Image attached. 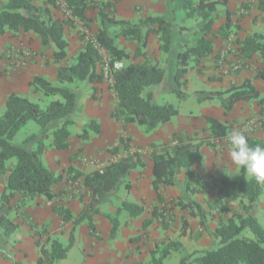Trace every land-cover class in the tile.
<instances>
[{
  "label": "trees",
  "instance_id": "16d2710c",
  "mask_svg": "<svg viewBox=\"0 0 264 264\" xmlns=\"http://www.w3.org/2000/svg\"><path fill=\"white\" fill-rule=\"evenodd\" d=\"M44 1L47 5L45 7L36 6L32 0L1 2L0 36L7 31L33 33L42 51H50L53 62L60 64L67 57V26H72L77 19L86 30H90L91 18L87 17V13L97 10L100 28L90 40H85V36L80 34L81 50L74 62L58 67L56 83L41 76H34L28 82L31 95L40 94L44 99H55L41 106L38 102L15 93L6 97L4 111L0 115V177L5 178V186L0 194V209L6 210L5 213L0 212V227L5 235H10L17 228L7 216L13 207L10 205L11 200L18 198L17 206H23L39 196L51 201L64 193V190H53L63 180V175L52 173L43 165L40 156L51 148L59 151L69 149V128L79 120L75 118L79 97L85 96L89 85L111 81V89L116 98V107L111 112V117L120 121L123 127L137 124L144 127L147 133L155 131L160 125L168 123L178 111L169 104H157L153 89L159 87L169 74L179 83L190 66H198L210 56L213 51L211 37L225 39L233 32L230 29L231 13L228 9L224 12V24L216 31L212 28L218 17V6H226L229 0H165L166 12L163 16L149 15L136 22L116 18V4L121 0H61L65 4L64 19L52 16L51 7H57V0ZM256 6L261 16L255 17L252 24L258 30L243 39H237L235 43L243 59L259 56L264 64V0H256ZM178 12H182L184 20H194L196 24L190 27L181 25L176 32L174 28ZM112 27H119V30L111 32L109 29ZM182 33L185 36H181ZM151 34L158 37L159 52L167 57L162 66L145 58L147 38ZM119 38L136 44L132 57L117 45ZM101 50L107 55L106 61ZM138 57H142V61H132ZM124 60L127 64L120 69L114 68L116 62ZM2 75L3 71L0 69V77ZM255 78L264 81V70L257 72ZM92 91L94 93L95 90ZM216 96L222 98L221 105L225 116L239 101H256L261 106L258 123L264 129L263 99L251 80L230 84L225 90L210 92L201 97V100ZM206 120L212 141L225 140L228 132L238 127L213 117H207ZM29 121L39 126V133L28 136L21 145L13 144L16 134ZM86 126L99 133V125L94 120L86 121ZM247 136L249 144L264 146V139L249 134ZM50 138L51 141H48ZM79 138L82 141L89 139L87 131L82 130ZM32 143L34 149L30 150L28 145ZM119 144L128 152L127 141L122 137L119 138ZM203 145L205 142L196 141L183 134H173L170 141L161 145L151 144V188L159 203L163 202L160 188L177 187V177L181 173L185 175V183L181 185L183 191H194L190 181L194 177L193 168L202 161L200 148ZM210 145L214 146V142ZM119 150L120 147L115 146L111 153L115 154ZM145 165L144 156L134 151L128 152L125 157L109 163L101 170L86 174L68 168L67 181L72 183L81 178L88 199L77 214L64 205L52 207V211L62 222L70 225L66 245L57 238H51L45 228L37 231L31 222V229L37 237L35 244L39 247V257L35 264H57L66 259L74 244L75 231L85 221L89 236L99 241L101 237L93 217L100 213L101 205L115 193L119 183L128 178L131 171L144 168ZM240 172L246 174L242 168ZM216 185L217 198L213 203L221 207L222 214L218 225L212 231L208 228L203 208L197 202L178 200L176 203L181 211L198 218L200 228L211 236L213 245L207 249L188 252L184 251L180 240L155 242L149 250V262L145 264H163L173 252L180 251H184V255L178 264H264V228L255 216L264 192V184L256 182L251 176L246 181H235L223 174ZM125 188L130 189L129 182L125 183ZM228 203L234 206H229ZM121 208L131 218L140 216L144 211L142 206L127 201L121 203ZM106 218L111 226V236H114L119 227L118 219L110 215H106ZM153 219L164 220V214L156 206L151 210V218L142 223L143 231L150 226ZM187 227L188 222L183 217L182 235ZM146 236V233L138 234L130 238L129 242L136 245Z\"/></svg>",
  "mask_w": 264,
  "mask_h": 264
},
{
  "label": "rangeland",
  "instance_id": "374dc122",
  "mask_svg": "<svg viewBox=\"0 0 264 264\" xmlns=\"http://www.w3.org/2000/svg\"><path fill=\"white\" fill-rule=\"evenodd\" d=\"M60 2L61 0H57V7L54 9H56L57 15H59L60 17L62 15L64 19L66 13H64L65 10L59 4ZM142 3V0H124V3L120 6L122 8H125V6L129 7L130 5L135 4L133 8L135 11H137L138 5H142ZM219 8L223 7L219 6ZM89 12L91 13L92 18L90 23V30H86L82 22L77 19L74 20L72 26H67L65 28V39L71 41V46H68L69 48H67V52H71L73 56H76L77 53L81 50V48H77L78 42H80V34H83L85 36V40H90L93 39L96 31L100 28V23L97 17L98 11L90 10ZM115 16H117L116 13ZM194 24H196L194 20H184L182 12H178L175 18L174 29L176 32H178L181 25L190 27ZM109 30L111 32H114L116 30H119V27H112ZM181 36L185 35L182 33ZM73 41H76V44L73 43ZM118 41L120 45H125L127 46V48H129L131 44L134 43L132 41L129 42L123 38H119ZM233 42L234 40L231 41V43ZM80 44L82 43L80 42ZM45 53H42V56H44L45 60H47L46 56L48 54L51 55V53L50 51H48V54ZM102 55L104 56L105 60H107V55L104 51H102ZM2 56L3 55L0 52V58H2ZM145 58L151 61H156L162 66L167 57L166 55L158 51L151 53L146 52ZM134 60L142 61V58L138 57ZM66 62H69L68 64H70L71 60L68 59V61ZM230 64L232 63L226 62L227 66ZM21 69H15L13 63H8L7 67H5L4 70L1 69L3 71V75L0 77V81L3 80V76H5L6 78L16 77L20 73L19 70ZM169 76L166 75L164 82L159 87L153 89L154 100L159 105H171L178 111V114L173 116L168 123L160 125L158 127L160 129L157 128L158 130L156 129L155 131L148 133L145 131L144 127L137 124H133L131 127H128V124L123 127L120 121H117L115 118L111 117V113L108 115L106 114L105 103L101 102V99H99L102 98L103 95H100L97 99L96 92L93 93L90 88H86L85 96L80 95L79 97V105L75 112V118H79V120L76 124H73L69 128L70 135H72V139L70 140L72 144L71 148H69L66 152L68 154H70L71 152H75L71 153V155L69 156V161H77L80 164V167L84 168L83 174H86L87 171L92 172L94 170L103 169L109 163L125 157L128 152L134 151L140 152L144 156L145 163L147 164V162L150 161V153L153 150V148L151 147V144L153 143H149L147 141L151 140L155 142L154 144L161 145L164 142H158L160 138L164 135H168L170 132L178 135L183 134L186 136H190L196 141L201 140L205 142V145L200 148L202 161L199 165L193 168L194 177L190 181V186L194 191L184 192L182 190L181 185L185 183V175L181 173L177 177L179 182V185L177 187L160 188V194L163 197V202L159 203L155 199L153 205H150L146 208L148 209L147 214H150L152 208L155 206L158 207V209L161 210V212L164 214L163 221L155 219V231L158 230L157 232H159V234H166L163 236L160 235L161 237H159L157 242L165 243L166 241L170 240H180L182 242L184 251L186 250L189 252L193 245L192 242H197L204 231H202V228H200L199 226L198 218L190 217L185 211H181L179 207L176 206L177 201L193 200L197 202L205 212L208 228L214 230L218 225L219 217L222 214V211L220 210L221 207L213 203L217 198L216 184L219 181L221 175L226 174L235 181H246L250 178V175L241 174L240 167L235 165L231 161V158L228 154L229 146L226 140H218L217 144L214 141L209 140L210 138L208 136H210L211 134L206 118L213 117L219 121H224V109L221 105L222 98L216 96L214 98H206L201 100V97L207 95L212 91L213 88L211 85L197 84L193 87H187L183 83V79H181L179 83H176L172 78V75L170 77ZM96 88L97 89L94 90H98V87ZM101 89H105V96L107 100L114 99V92L111 89V81L101 83ZM9 92L10 90L8 88L2 90L0 87V115L4 111V98L9 95ZM13 92L17 95L28 97L30 100L38 102L41 106H44L47 102L55 99L54 97L44 99L40 94L31 95L29 92L23 89H19ZM86 101L95 103V113L93 112V117H88V115L86 116L80 113V107ZM253 102L254 101L248 103L253 104ZM114 109L115 108H113V110ZM98 112L99 116H96ZM88 120H94V122L99 125V133H95V131L91 127L86 126V121ZM258 120L259 118H250L246 120V122L238 125V127L235 128L243 129L245 126H247V134L254 135L255 137H263L264 139V129L260 127ZM119 128H121L120 132ZM117 129L120 135L119 138L122 137L125 141H127L128 152L123 149V147H121V145L118 143L116 146H119L120 150L115 154L111 153L112 148H114L115 146L110 145L116 139L118 132L115 134V131ZM82 130L87 131L89 139L82 141L79 138V134L82 133ZM102 130L104 132L101 133ZM39 131V126L35 122L29 121L16 134L12 143L15 145H21L28 136L32 134L36 135L39 133ZM75 134L78 135L75 136ZM48 141H51V138ZM212 142H214V146L210 145ZM85 146H90V151H88L89 153H87V149L84 148ZM28 149L33 150L34 144H29ZM101 149L107 150L104 152L101 151ZM66 152L61 151V156H66ZM106 153L108 155L104 156ZM134 171L141 172V179L147 177V165H145L144 168H138ZM2 180L3 177H0V187L3 190L5 182L4 184H1ZM133 181L134 180L132 179V182ZM127 182H131L130 177L124 179L119 183V186L115 193L110 195L104 201V203L100 207L101 212L93 219V222L100 228V230L98 229V231L101 239L99 241H95L92 237L89 236V234L87 235V222L85 221L81 223L75 231L76 233L74 234V244L68 251L67 258L59 261L57 264H125V260L127 258V255L125 256V254L129 253V239L137 236V230L131 229L127 226L129 221L131 226L133 225V222L132 220H130L131 217L128 216V213L121 208V203L123 201L133 203L134 201L136 202V199L139 198L138 196H136L135 191H130L125 188V183ZM67 183V188L65 190L66 197L71 199V201L75 199V202H71V207L77 214L82 208L83 203L87 201L88 196L85 192L81 178L74 182L72 181V183H69L67 181ZM228 204L229 206H234V204L232 203ZM5 211V209H0L1 213H5ZM106 215H110L118 219L119 227L114 236H111V226L106 218ZM255 216L257 217L259 224L264 228V192L260 197ZM183 217H186L188 227L184 229L185 233L182 235ZM143 222L144 221H141V223ZM0 235L1 238L6 237L2 227H0ZM33 238L37 240V237L34 234ZM207 238L210 241V246L213 245L214 242L209 234L207 235ZM92 239L97 243L96 245L91 244L90 241ZM61 242L66 245L67 237L62 238ZM144 245L146 246L147 243H144ZM0 246H3L7 255H13V251L6 250L5 245L0 244ZM133 248L135 247H132V249ZM34 251L38 253L36 244L34 245ZM34 251L33 248L32 252H24V250H22V253H25V257L28 259H26L24 263L20 262L19 264H35L36 260L34 258ZM184 251L173 252L172 255L163 262V264H178L182 255H184ZM7 255L5 256L7 257ZM1 256L2 254L0 252V258Z\"/></svg>",
  "mask_w": 264,
  "mask_h": 264
},
{
  "label": "crops",
  "instance_id": "0c3cea01",
  "mask_svg": "<svg viewBox=\"0 0 264 264\" xmlns=\"http://www.w3.org/2000/svg\"><path fill=\"white\" fill-rule=\"evenodd\" d=\"M4 1L5 0H0V3ZM32 1L38 7L47 6L44 0H32ZM142 2H143L142 5H138V10L135 11L133 8L135 4L130 5L129 7L125 6V8L124 7L122 8L120 5L124 3V0H121L119 3L116 4V15H117L116 18L133 22V21H138L139 19H143L144 17L149 16V15L163 16L166 12V1L165 0H142ZM222 7L223 8H219L218 6V10H217L218 17L215 23L213 24L212 28L214 31H216L222 24H224L225 22L224 12H225V9H228V11L231 13V28L230 29L233 30V32L225 39H222L217 36L211 37L212 43H213L212 53L210 54L208 58L204 59L200 63V65L195 66V67L190 66L188 68L187 73L183 77V83L187 87L188 86L193 87L197 84L198 85L208 84V85H211L213 88L211 92H215V91L225 90L226 88L229 87L230 84H240L244 80L249 79L251 80L253 86L260 93V97L263 99V104H264V81L260 78H255V74H257V72H259L260 70H264V64L261 62V59L259 56H254L247 60L243 59L239 55V52L237 49L238 46L235 43L237 39H243L244 37L250 35L252 32L258 30V28L252 24V20L255 17L261 16V13L258 11L257 6H256V0L252 3L250 2V0H229L226 6H222ZM51 13L53 17L63 19V16L61 15L60 17L59 15H57L56 9L52 7H51ZM87 17L91 18L90 12L87 13ZM234 25H236V27H234ZM118 40H117V45L123 48L132 57L136 44L133 43L131 44V46L129 45L130 46L129 48H127V46L125 45L124 46L120 45ZM233 40L234 42L231 43V41ZM68 43L70 47L71 41H68ZM73 43L76 44V41H73ZM77 48H81L80 42H78ZM22 49L32 50L33 52L37 54V57L28 66L22 69L20 68L21 69L19 70L20 73L16 77L6 78L5 76H3V80L0 81V87L2 90H4L5 88H8L10 90L8 94L14 93L13 91H17L19 89H23L29 92L28 82L34 76H41L44 79L50 81L51 83H55L57 80L58 67L60 65L68 64L69 62H66L68 61V59L71 60V63L74 62V59L76 57V56H73L71 52L69 53L67 52V57L64 60L65 62L63 61L60 64H55L53 62L51 55L48 54V51H42L41 45L39 44L37 37L33 33H23L21 31L13 33L11 31H7L4 35L0 36V52L3 55L2 58H0V68L4 70V68L7 67L8 63L10 62L12 63L13 53L20 51ZM226 49H228V52L225 58L226 62L234 63L236 61H245L249 64V66L246 69H242L237 72H229L227 74H222L220 70L216 68L215 61L221 55V53L224 52ZM145 51L147 53L159 51V41L156 35L154 34L149 35V37L147 38V47ZM100 52L102 54V50ZM42 53L48 54L46 56L47 60H45L44 56H42ZM103 59H105L104 56H103ZM132 61H134L135 63L140 62L139 60H132ZM121 63L125 65L127 64V61L124 60ZM96 87H98V90H95L94 92H96L97 99L99 98L100 95H103V97L99 99H101V102L105 103V111H106V114L108 115L111 113L113 108L116 107L115 94L113 93L114 94L113 100L111 99L107 100L105 96V89H101V83L88 86L90 90L97 89ZM5 100H6V97L4 98L3 103H5ZM254 102L253 104H250L248 102H242V101L237 102L234 105L233 111H231L226 116L223 115L224 121H221V120L220 121L223 123H227L228 125L230 124L241 125L250 118H253V119L259 118V111L261 109V106H259L256 101ZM94 105L95 103L93 102L90 103V101H86L80 107V113L82 115L83 114L86 116L88 115V117H91V116L93 117V112L95 113ZM263 108H264V105H263ZM96 116H99V112L96 114ZM132 125L133 124H129L128 127H131ZM161 127H164V126H161ZM120 129L121 128H119V132H120ZM102 132L104 131L102 130L101 133ZM117 132H118V129L115 131V134ZM119 132L117 133L116 139L111 143L110 146H116L119 143V136H120ZM173 134H174L173 132H170L168 135H164L163 137L160 138L158 142L161 143V142L170 141ZM76 135L78 134H75V136ZM258 138L263 139V137H258ZM71 139H72V135H70L68 139L69 148H71V144H72V142H70ZM147 142L153 143V144L155 143L154 141H151V140ZM214 142L217 144V140ZM84 148H86L87 153H89L88 151H90V146H85ZM106 150L101 149V151H104V152ZM62 152H66V151H62ZM71 153H75V152H71ZM71 153L68 154L66 152L67 154L66 156H61V151L54 150L53 148H51L45 151L40 156L44 165L52 173H54L55 175H61V174L63 175V180L60 181L53 188L54 192H59L61 190H64V193H62L59 197L49 201L45 199L44 197L39 196V197L34 198L33 200L27 201L26 204L23 206H17L18 198H14L13 200H11L10 205L13 207L11 208L7 216H8V219L13 221L17 225V228L10 235L8 236L6 235L5 238H1V235H0V240L2 241V242L0 241V244L5 245L6 250L13 251V255H7L3 246H0V252L2 254L0 258V264H13V261L10 260V257L14 258L15 264H19L20 262L24 263V261H26V259L28 258L25 257V253H22V250H24V252H32V248H33V251H34V245H35L36 239L33 238L34 232L31 229V222L35 225V228L37 231H40L42 228H45L48 231V234L50 236H52L53 238H57L60 242L62 238H65V237L68 238L70 225L64 224L61 218L58 217L52 211V207L54 205H64L70 208V210L74 214H76L71 207V202H75V199L71 201V199L66 197V193H65V190L68 184L66 170H68V168H73L83 173L84 168H81L80 164L77 161H74V162L69 161V156L71 155ZM106 155L108 154L106 153L104 156ZM146 165H147V172H148L146 178L141 179L140 177L141 172L131 171L129 175V177L131 178L129 190L135 191L136 196L139 197L138 199H136L137 203L134 201L133 204L142 206L144 208V211H143L144 213H141V215L138 216L137 219L130 218V220H132L133 222V225L131 226L130 221H129L127 226L131 229L137 230L136 231L137 235L141 233H146L147 236L144 237L146 239L143 238L142 241L138 242L136 245H132L129 242V247H128L129 253L125 254V256L127 255L125 264H136L137 262H142L144 264L148 263L149 262V250L153 248L155 242H157L159 237H161L160 235L162 236L166 235L164 233L159 234V232H157L158 230L155 231V226H156L155 219H153L154 221H152L150 226L145 231L142 230L141 221H145L151 218V212L150 214H147L148 209L146 208L150 205H153L154 200L156 199L155 193L153 189L151 188L152 163L148 161ZM86 173H89V172L87 171ZM132 179L134 180L133 182H132ZM4 182H5V178L3 177L1 184H4ZM1 190L2 189L0 187V192ZM25 216H27V218H25ZM96 227L97 229L100 230V228L97 225ZM209 230L211 229L209 228ZM88 234L89 233L87 232V235ZM207 235H208L207 233H203L197 242L195 243L192 242L193 245L191 249L189 250V252L194 251V250H203V249L209 248L210 241L207 238ZM90 242L92 245L97 244L95 241H93V239ZM143 242L147 243V245L145 246ZM132 247H135V248L132 249ZM37 249H38V253L34 251V258L36 261L39 257V247H37ZM5 255H7V257Z\"/></svg>",
  "mask_w": 264,
  "mask_h": 264
},
{
  "label": "clouds",
  "instance_id": "9594fccd",
  "mask_svg": "<svg viewBox=\"0 0 264 264\" xmlns=\"http://www.w3.org/2000/svg\"><path fill=\"white\" fill-rule=\"evenodd\" d=\"M231 161L243 169L256 182L264 184V146H253L248 142L247 126L234 128L225 137ZM14 262V258L10 257Z\"/></svg>",
  "mask_w": 264,
  "mask_h": 264
},
{
  "label": "built area",
  "instance_id": "2783aa9c",
  "mask_svg": "<svg viewBox=\"0 0 264 264\" xmlns=\"http://www.w3.org/2000/svg\"><path fill=\"white\" fill-rule=\"evenodd\" d=\"M255 0H250V2H254ZM61 7L65 10V4L61 1L59 3ZM228 49L221 53V55L217 58L216 67L220 70L222 74H227L229 72H237L242 69H246L249 64L245 61H236L230 65H226V54ZM37 57V54L30 49H22L20 51L13 53V61L12 63L15 66V69H20L28 66L32 63ZM123 66L121 62H116L114 64L115 69H120ZM101 170V169H99Z\"/></svg>",
  "mask_w": 264,
  "mask_h": 264
}]
</instances>
